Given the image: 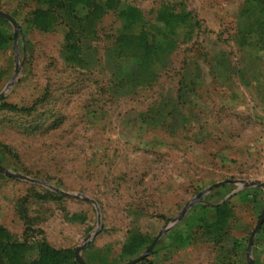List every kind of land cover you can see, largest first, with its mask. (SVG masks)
<instances>
[{
	"label": "rangeland",
	"instance_id": "rangeland-1",
	"mask_svg": "<svg viewBox=\"0 0 264 264\" xmlns=\"http://www.w3.org/2000/svg\"><path fill=\"white\" fill-rule=\"evenodd\" d=\"M99 1L83 16L100 60L87 70L74 65L60 19L49 30L30 21L38 0H0L18 23L14 36L0 16V165L38 181L0 172V226L74 256L99 227L80 251L85 263L124 264L210 185L264 182V0ZM141 28L166 65L112 96L107 48ZM236 189L227 182L202 195L134 264H249L264 189ZM250 257L264 264V218Z\"/></svg>",
	"mask_w": 264,
	"mask_h": 264
},
{
	"label": "trees",
	"instance_id": "trees-1",
	"mask_svg": "<svg viewBox=\"0 0 264 264\" xmlns=\"http://www.w3.org/2000/svg\"><path fill=\"white\" fill-rule=\"evenodd\" d=\"M78 1L38 0L39 5L31 11L30 21L43 30H49L60 19L58 24L63 23L68 28L65 39L72 38L70 50L73 51L71 56L75 59L74 65L88 70L99 65L100 60L96 55L94 57L90 54L93 47L91 44L95 40V31L92 29L94 25L92 21H88L87 16L85 18L83 16L91 4V12L102 8V4L99 0H91L89 5L83 4L82 6ZM115 6L118 7V4L113 0L105 3L107 9ZM68 12L72 16H68ZM129 16L128 20L133 21L134 15ZM74 17L78 20L83 19L84 24L91 29L79 31L75 22L71 21ZM7 37L0 28V43L6 41ZM107 50L109 59L106 67H102L109 72V90L112 96L119 95L124 90L130 91L137 86L149 84L166 65L164 60L159 61L160 55L163 54L161 49L155 46L153 39L149 38L142 28L138 33L132 31L117 33L114 43ZM132 65L134 68H130ZM7 106L10 105L7 104ZM223 206L215 207V210L219 211ZM204 222L208 227L214 223L208 220ZM74 257L71 249L53 248L45 239L31 241L24 238V240H19L0 226V264H78Z\"/></svg>",
	"mask_w": 264,
	"mask_h": 264
},
{
	"label": "water",
	"instance_id": "water-1",
	"mask_svg": "<svg viewBox=\"0 0 264 264\" xmlns=\"http://www.w3.org/2000/svg\"><path fill=\"white\" fill-rule=\"evenodd\" d=\"M0 16L4 17L5 19H7L11 25L13 26V30H14V36H16L17 34V31H18V23L9 15L7 14L6 12L4 11H1L0 10ZM18 70V67L16 66V72ZM14 80L15 78L13 77V79L7 84V86L5 87V90H7L11 84L14 83ZM1 97V95H0ZM0 172H2L3 174L5 175H8V176H11V177H15V178H19V179H23V180H27V181H30V182H38L37 180L35 179H31L25 175H22V174H19V173H14V172H11L7 169H5L4 167H2L0 165ZM234 183L237 185V189L236 190H239L241 188H245V187H252V186H259V187H262L264 189V182H260V181H246V180H242V179H235V180H225V181H222V182H218V183H214L212 185H210L208 188L204 189L203 191H201L200 193H198L197 195H195L193 198H191L186 204L185 206L183 207L182 211L179 213V215L177 217H175L174 219H172L163 229L162 231H160V233L157 234V236L153 239L152 243L149 245V247L144 251V253H142L140 256L138 257H135L133 259H131L130 261L124 263V264H134L136 263L137 261H139L141 258H143L150 250L151 248L154 246L157 238L166 230L170 229L171 227H173L181 218L182 216L186 213V211L194 204V203H197L200 200V197L206 193H208L211 189H213L214 187H217L218 185H221L223 183ZM56 191H58L59 193H62V194H68L70 196H78V197H82L86 200H89V201H92L94 203V205L96 206V202L81 195V194H74V193H66L62 190H57L55 189ZM235 190V191H236ZM264 218V211L262 212L259 220L257 221L253 231L251 232L250 234V237L248 239V245H247V259H248V263L249 264H253V261L251 260V257H250V248H251V243H252V239H253V236L256 232V230L259 228V226L261 225V222ZM99 219L97 221V224L99 226ZM99 228V227H98ZM98 228L94 231H92L83 241V243L78 246L76 248V253H75V257H76V260L78 261L79 264H86L85 261L83 260L82 256L80 255V251L81 249L89 242V240H91L94 235L96 234Z\"/></svg>",
	"mask_w": 264,
	"mask_h": 264
}]
</instances>
